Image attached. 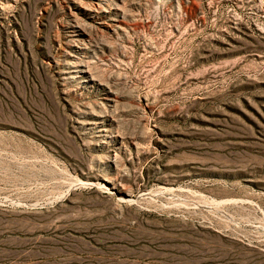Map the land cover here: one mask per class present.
<instances>
[{"label": "rangeland", "instance_id": "obj_1", "mask_svg": "<svg viewBox=\"0 0 264 264\" xmlns=\"http://www.w3.org/2000/svg\"><path fill=\"white\" fill-rule=\"evenodd\" d=\"M0 264H264V0H0Z\"/></svg>", "mask_w": 264, "mask_h": 264}]
</instances>
